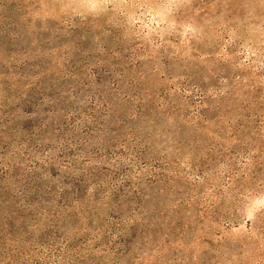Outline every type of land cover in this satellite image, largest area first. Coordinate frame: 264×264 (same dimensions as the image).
Returning a JSON list of instances; mask_svg holds the SVG:
<instances>
[{"label":"trees","instance_id":"trees-1","mask_svg":"<svg viewBox=\"0 0 264 264\" xmlns=\"http://www.w3.org/2000/svg\"><path fill=\"white\" fill-rule=\"evenodd\" d=\"M74 76L71 71L62 78ZM121 77L114 73L112 81L101 83L94 74L83 75L73 87L51 84L47 90L36 81L32 86L40 97L24 100L29 111L15 103L9 111L0 105V264H146L141 255H128V247L151 244L156 231L168 235L163 229L181 235L185 229H216L221 222L224 230L238 228L237 214L246 211L242 203L263 196L264 106L244 96V78H236L232 94L193 86L195 92L186 96L187 89L168 86L157 95L137 90L118 96ZM231 95L233 108L224 102ZM149 98L158 113L177 117L176 124L190 133L179 158L165 149L146 158L152 150L141 136L122 141L109 157L89 151L90 139L106 122L101 113L108 117L116 104L129 119L142 118ZM59 101L70 109L47 118L51 109L62 111ZM46 105L50 109L43 110ZM259 106L262 111L255 113ZM39 108L43 116L30 138L15 141V127L4 131L16 111L30 121ZM47 129L55 139L43 148L38 141L47 138ZM142 182L154 185V193L141 189Z\"/></svg>","mask_w":264,"mask_h":264},{"label":"rangeland","instance_id":"rangeland-1","mask_svg":"<svg viewBox=\"0 0 264 264\" xmlns=\"http://www.w3.org/2000/svg\"><path fill=\"white\" fill-rule=\"evenodd\" d=\"M204 3L0 0V105H6L9 111L15 103L29 111L31 108L24 100L32 97L38 101L40 97L32 86L36 81L46 90L51 84L64 89L75 86L83 75L94 74L102 83L112 81L117 73L122 75L118 96L137 90L157 95L168 86L187 89L186 96H192V90L195 92L193 86L211 91L228 89L232 94L236 78L242 77L244 96L251 105H258L254 103L258 101L264 106V0H204ZM71 71H75L74 77L62 78ZM28 73H35L37 78L18 76ZM249 88L252 89L248 93ZM113 102H118V97ZM153 102L149 98L144 104V116L138 119H129L124 106L116 104L108 117L101 113V123L106 122L101 133L90 139L89 151L96 149L104 158L109 157L118 151L116 146L122 141L141 136V144L151 146L152 150L146 158H156L163 149L173 160L179 158L191 135L176 124L177 117L161 110L158 113ZM224 102L233 108L232 95ZM57 107L62 111L51 109L47 118L70 109L62 101ZM42 109L48 110L50 106ZM42 109H37L38 117L35 114L30 121L21 119L16 111L4 131L15 127L12 135L15 141L28 135L30 138L32 131H37L34 125L42 118ZM261 111L259 106L255 113ZM47 131V138L38 141L43 148L55 139ZM67 138L71 139L70 134ZM96 141L99 145L94 144ZM9 150L15 152L16 148ZM71 151L74 153L75 149ZM130 167L135 169L133 164ZM247 185H251L250 180ZM141 187L154 193V185L142 182ZM174 195L166 194L172 199ZM124 197L128 195L120 199ZM242 204L246 211L237 214L238 228L224 230L221 222L216 229H185L181 235L163 229L168 235L156 231L151 234V244L140 249L129 246L128 255L130 252L141 255L147 259L146 264H264V193ZM192 211L195 213V208ZM176 237L181 240L177 245L173 241ZM161 241L163 244H159Z\"/></svg>","mask_w":264,"mask_h":264}]
</instances>
